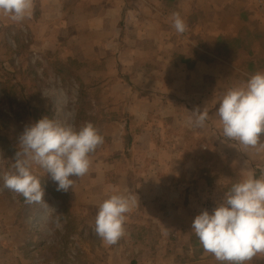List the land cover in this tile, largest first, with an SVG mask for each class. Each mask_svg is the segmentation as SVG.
<instances>
[{
	"label": "rangeland",
	"instance_id": "obj_1",
	"mask_svg": "<svg viewBox=\"0 0 264 264\" xmlns=\"http://www.w3.org/2000/svg\"><path fill=\"white\" fill-rule=\"evenodd\" d=\"M108 1L111 9L119 3ZM103 6L108 5L96 0H33L31 14L21 22L0 14V264H137L128 255L130 238L146 242L141 264H158L150 253L167 251L170 259L162 264H224L203 250L191 231L192 221L204 210L211 213L223 194L250 174L252 157L264 150L225 138L212 109H207V121L212 120V131L224 144L218 146L216 139L208 137L209 122L190 127L191 134L176 155L192 161L172 171L178 174L166 183L174 194L168 197L173 208L169 236L162 227L141 226L132 235L124 228L118 243L107 246L95 233L99 205L112 194H125L124 182L125 188L133 182L128 173L148 166L133 159L140 153L134 135L143 123L130 126L129 100L136 89L131 86L129 92L127 72L118 66L120 20L114 11L105 14ZM260 38L250 35V20H246L237 37L218 38L214 43L209 38L205 59L215 56L235 64L236 73H264ZM252 47L258 52L253 54ZM233 78V83H240ZM42 116L74 129L91 122L104 138L90 154L88 172L70 177L75 183L68 192L56 191L50 177L34 166L33 174L45 190L43 199L51 208L26 203L4 188L3 179L12 169L19 137ZM203 136L211 143L206 149L198 147ZM57 214H61L59 225ZM156 237L159 243L152 247ZM199 259L207 263H195Z\"/></svg>",
	"mask_w": 264,
	"mask_h": 264
},
{
	"label": "crops",
	"instance_id": "obj_2",
	"mask_svg": "<svg viewBox=\"0 0 264 264\" xmlns=\"http://www.w3.org/2000/svg\"><path fill=\"white\" fill-rule=\"evenodd\" d=\"M96 1L108 5L102 8L105 14L114 11L120 20L119 36H116L118 66L127 72L129 92H133L131 86L136 89L129 100L130 126L143 123L134 135L133 144L140 153L133 159L148 166L143 171L128 173L133 182L126 183V188L124 182L123 193L138 198L132 211L126 214L124 228L132 235L133 229L141 226L162 227V233L169 236L167 230L173 224L169 212L173 208L168 202L174 194L166 183L178 174L172 171L192 161L191 157L176 155L177 149L184 147L182 141L191 134L190 127L194 126L190 122V118L194 120L192 112L212 109L215 118H219L216 112L222 96L252 76L236 73L235 64L218 57L206 60L207 40L212 38L210 41L214 43L218 38L237 37L244 22L250 20V35L257 34L264 42V0H119L113 9L108 0ZM173 13H178L187 25L182 35L171 25ZM252 27H256L255 31ZM261 49L264 50V44ZM251 52L257 53L258 48L252 47ZM250 62L256 63V58L250 57ZM233 76L240 83H233ZM207 122L210 123L208 137L216 139L218 146L224 144L212 131V120H206L205 125ZM208 145L211 143L203 136L198 147L206 149ZM252 172L262 178L264 154L252 157ZM185 175L182 173V177ZM158 243L156 237L152 247ZM145 244L140 239H128V255L137 264H141ZM150 255L157 257L158 264L168 263L170 259L168 251ZM201 262L207 263L201 259L195 261ZM250 264H264V256L253 258Z\"/></svg>",
	"mask_w": 264,
	"mask_h": 264
},
{
	"label": "clouds",
	"instance_id": "obj_3",
	"mask_svg": "<svg viewBox=\"0 0 264 264\" xmlns=\"http://www.w3.org/2000/svg\"><path fill=\"white\" fill-rule=\"evenodd\" d=\"M33 0H0V14L21 22L31 14ZM171 25L178 35L187 31L185 21L173 13ZM197 128L208 118L205 111L194 110ZM216 115L223 136L248 148L264 150V73L253 74L242 86L229 89L221 98ZM104 143L103 136L91 123L79 129L42 116L26 127L19 137L10 172L4 175V188L21 195L28 204L44 201L45 190L33 174L34 166L42 169L56 185V191L68 192L75 180L90 167V154ZM257 178L250 173L223 194L211 213L204 210L195 216L191 231L206 253L224 264H249L264 256V172ZM138 202L137 196L112 194L100 205L95 220V233L107 246L124 236L126 214ZM51 208V207H50ZM57 214V225L59 217Z\"/></svg>",
	"mask_w": 264,
	"mask_h": 264
},
{
	"label": "trees",
	"instance_id": "obj_4",
	"mask_svg": "<svg viewBox=\"0 0 264 264\" xmlns=\"http://www.w3.org/2000/svg\"><path fill=\"white\" fill-rule=\"evenodd\" d=\"M256 176H257V174H256Z\"/></svg>",
	"mask_w": 264,
	"mask_h": 264
}]
</instances>
